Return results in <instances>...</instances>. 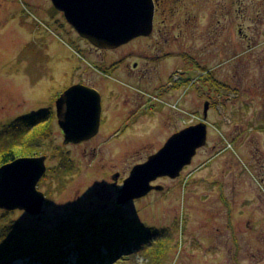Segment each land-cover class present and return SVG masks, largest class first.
<instances>
[{
  "label": "rangeland",
  "instance_id": "obj_1",
  "mask_svg": "<svg viewBox=\"0 0 264 264\" xmlns=\"http://www.w3.org/2000/svg\"><path fill=\"white\" fill-rule=\"evenodd\" d=\"M180 4L169 7L173 15L168 10L158 16L164 22L152 38L107 54L103 64L49 0H0V155L4 150L48 156L53 169L66 163L60 178L50 175L37 185L48 196L40 220L0 210V227L14 221L50 232L101 218L133 220L144 229H168L174 238L165 244L161 261L153 250L133 246L120 264H264V0ZM175 38L178 57L145 66L148 81L140 80L139 69L127 79L119 76L127 65L140 67L148 62L145 56L160 54L154 49L164 39ZM184 53L188 65L180 57ZM87 62L132 87L126 97L151 104L122 143L104 146L98 137L89 146L94 153L79 147L54 151L57 138L47 136L43 119L50 92L69 82L66 73L74 66ZM182 68V78L174 76ZM206 101L207 141L191 164L178 178L160 181L162 192L106 213L109 200L100 198L111 197L104 191L110 179L102 173L128 172L147 160L176 130L200 123ZM33 115L32 121L17 122Z\"/></svg>",
  "mask_w": 264,
  "mask_h": 264
},
{
  "label": "water",
  "instance_id": "obj_2",
  "mask_svg": "<svg viewBox=\"0 0 264 264\" xmlns=\"http://www.w3.org/2000/svg\"><path fill=\"white\" fill-rule=\"evenodd\" d=\"M49 1L80 38L99 49L113 50L136 38L148 37L153 31V0ZM98 99L95 91L73 86L57 100V105L66 106L61 123L65 144H76L96 134ZM207 110L208 104H205L203 121L173 134L160 150L131 169L118 191L116 205L140 199L152 190H162L160 186L151 185L158 178L173 180L180 176L197 150L206 145ZM45 160L44 156L21 157L0 166V210L22 211L40 220L45 195L37 185L46 172ZM68 220L73 223V217Z\"/></svg>",
  "mask_w": 264,
  "mask_h": 264
},
{
  "label": "flooded vegetation",
  "instance_id": "obj_3",
  "mask_svg": "<svg viewBox=\"0 0 264 264\" xmlns=\"http://www.w3.org/2000/svg\"><path fill=\"white\" fill-rule=\"evenodd\" d=\"M154 2V17H153V31L150 36L148 37H139L136 38L129 43L122 45L116 49L113 50H103L96 48L92 46L88 41L80 38V41L84 40L86 44L88 45V52L95 54L94 56L99 58L100 62L104 64L105 56L109 53H114L120 51L122 48L128 46L130 43L136 41V40H142V39H149L154 36V31L156 25L158 23H163L164 20L158 21V16H164L166 12L169 10L168 15H173V12L170 13V9L173 6V8H179L182 4V0H153ZM182 7V6H181ZM60 15L63 14L60 13ZM64 18V17H63ZM173 20V19H172ZM170 22V21H169ZM183 24H187L186 22ZM177 39H173L171 41H168L167 39L163 40V44H159L156 49V52H159L160 54L154 56V57H148L145 56V58H142L143 60H148L146 64L139 67V63L133 62L130 66L127 65L126 70H123L120 72L119 76L124 77L127 79V76L132 75V73L135 72V70L139 69V75L140 80H147V76L149 73L148 67L145 68V66H148L149 63H156V64H166L170 59L178 57V55L173 53L172 49V43H176ZM167 49V50H165ZM184 56L180 57L184 60L185 64H189L191 62L190 56L188 53H184ZM77 56L79 59V54L77 52ZM121 59L110 63L111 69L113 64L118 63ZM145 62V61H144ZM87 65V66H86ZM85 66H74L69 72H65L66 76H69V82L66 84L60 86V88L57 90H54L53 92H50L49 98H48V105L47 108L44 109V118L46 120V123H44L47 136H52L54 138H57V147L51 148L52 150H61L65 152L64 150H68L71 148H82L84 152H91L94 153V150L91 149L90 144L98 137L103 138L102 145H108L110 143H115L118 141H121L119 143H122L126 141L129 137V131L135 127V124L138 123V121L143 118V113H146V110L148 109L147 105L151 104L148 100V103L143 102L144 99L141 97H134V98H128L126 95H128L127 91L131 90L132 87H130L127 83H123L118 76H114L111 70H107L105 67L102 68L103 70L101 72H98L96 69L100 66H95L93 64H89V62L86 63ZM85 68V71L83 69ZM187 66L184 68L186 69ZM183 68L180 70H176L174 73V76H178L179 78H182V75L185 74V70ZM128 71V72H127ZM178 71V72H177ZM111 72V73H110ZM178 74H177V73ZM71 77V78H70ZM136 77V76H134ZM133 77V78H134ZM169 79L172 78V75L169 74ZM123 79V78H122ZM124 80V79H123ZM73 86H82L84 88H87L89 90L95 91L99 99L97 100L99 102V124L97 128L96 134L85 141L73 144V143H64V131L61 127V123L64 121L65 113H66V106L65 104H59L57 105V100L62 97V95L65 93L66 90ZM141 88V87H140ZM142 89V88H141ZM136 95V94H135ZM137 96V95H136ZM205 104H208V110H207V116L209 111L210 103L209 101H206ZM204 104V105H205ZM147 114V113H146ZM202 121H203V111H202ZM196 125V124H195ZM193 126V125H191ZM179 131L176 130L175 133ZM60 151V152H61ZM68 152V151H66ZM28 157V156H27ZM29 157H38V156H29ZM45 160V166H46V172L44 176L42 177L39 184L45 180V178L49 177L50 175H53L52 177L60 178L64 172V167L66 166V163H59L60 166L58 169H53L49 164V157L46 156ZM148 158V157H147ZM146 159L135 163L131 167L128 168V172L124 170H114L110 171L109 173H102L104 176H106L108 179H110L109 187L105 188L104 191L108 189V193L111 195V197L108 198H100L102 199H108L109 201V207H106L105 212L106 213H119L123 208L124 205H116L115 201L117 198L118 191L122 187L123 181L129 176V173L131 169L138 164H141L145 162ZM68 161V160H67ZM63 169V170H62ZM183 171V170H182ZM116 177V178H115ZM168 178H158L155 181L151 182L152 186H159L160 181L167 180ZM55 182V181H53ZM58 183V180H57ZM38 184V186H39ZM48 187V185H47ZM164 190V188L162 189ZM152 190L149 192L146 196L132 201H140L145 199L146 197L150 196L154 192H162ZM44 193V192H43ZM45 202L47 201V194H45ZM129 202H127L128 204ZM126 205V204H125ZM92 214V213H91ZM122 223H120V227L124 228V225L129 223V220L122 219ZM119 226V224H118ZM119 228V227H117Z\"/></svg>",
  "mask_w": 264,
  "mask_h": 264
},
{
  "label": "trees",
  "instance_id": "obj_4",
  "mask_svg": "<svg viewBox=\"0 0 264 264\" xmlns=\"http://www.w3.org/2000/svg\"><path fill=\"white\" fill-rule=\"evenodd\" d=\"M34 116L21 117L17 122L32 121ZM3 151L0 166L22 157ZM122 222L108 217L80 227L59 226L44 232L8 221L0 227V264H120L127 260L133 246L136 250H153L156 260L161 261L165 244L172 242L174 233L168 229H144L133 220L121 228ZM126 235L130 240L125 241ZM96 241L99 244L95 245Z\"/></svg>",
  "mask_w": 264,
  "mask_h": 264
}]
</instances>
